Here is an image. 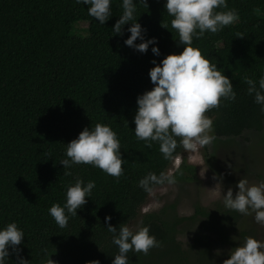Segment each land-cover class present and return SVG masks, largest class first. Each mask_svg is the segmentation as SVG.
<instances>
[{"label":"trees","instance_id":"obj_1","mask_svg":"<svg viewBox=\"0 0 264 264\" xmlns=\"http://www.w3.org/2000/svg\"><path fill=\"white\" fill-rule=\"evenodd\" d=\"M134 3L143 37L156 38L158 56L150 51L152 45L141 53L123 43L131 22L122 26V34L112 33L122 13L121 0H111L112 15L103 24L76 0H0V227L15 221L24 232L19 253L10 250L7 264H17V255L29 264H44L42 250L54 264H85L93 259L111 264L118 249L111 242L105 215L117 230L120 223L131 226L139 217L138 226L147 225L159 241L147 254L129 251V264H176L185 259L177 240L178 225L197 214L208 215L196 206L188 217L179 216L172 205L140 213L149 192L138 185L139 179L149 172H166L183 148L177 137L175 152L165 159L158 142L149 147L137 139L132 131L135 99L152 87L151 61L158 64L183 45L177 44L164 0ZM226 5L238 18L215 33L194 37L192 46L230 78L236 98L205 114L212 119L215 137L232 138L259 130L264 123V113L242 79L257 80L264 72V0H226ZM80 22L86 23L85 36ZM89 40L93 41L84 47ZM98 122L117 134L122 174L114 177L80 163L71 166V175H64L59 161L66 158L65 144ZM184 170L191 171L181 165L173 175L182 178ZM77 177L94 181V187L76 216L60 228L48 208L54 202L63 205L66 188ZM230 212L222 220L236 215L235 210ZM203 238L192 245L198 264H221L222 256L212 252L219 241H209V234Z\"/></svg>","mask_w":264,"mask_h":264},{"label":"clouds","instance_id":"obj_2","mask_svg":"<svg viewBox=\"0 0 264 264\" xmlns=\"http://www.w3.org/2000/svg\"><path fill=\"white\" fill-rule=\"evenodd\" d=\"M76 3L87 5L88 15L100 24L112 15L111 0H76ZM163 7L172 17L170 26L178 35L177 44L183 47L178 53L163 56L158 64L154 59L151 61L153 66L148 70V77L152 87L136 96L132 131L137 139L144 140L149 147L150 142H158L159 151L168 159L175 152L177 137L186 151L210 143L215 136L212 119L205 113L222 105L225 100L236 98L230 78L216 64L210 63L198 48L193 47L192 40L204 35L205 31L215 33L232 24L238 18V13L227 8L226 0H164ZM121 8L122 13L112 25V33L122 34V26L131 22L126 29L129 35L123 43L141 53L152 45L150 51L158 56L159 49L154 43L156 38L143 37L144 30L137 22L134 0H121ZM239 36L242 35L236 37ZM137 38L140 42L134 43ZM242 79L247 84L246 92L259 105L260 112L264 113V72L257 80L249 76ZM65 157L59 161L64 175H71V166L80 163L98 167L114 177H119L123 172L120 142L107 124L98 122L91 128H82L75 138L65 144ZM173 183L175 176L171 172H149L138 181L146 192H151L153 185ZM93 187L94 181L83 182L77 177L74 183L67 186L63 205L55 202L50 205L48 213L60 228L66 226L70 216H76V209L86 203V197H90ZM222 196L226 208L245 215L251 211L253 220L264 224V182L249 184L246 178L241 177L236 182L235 194L229 186ZM109 219L105 215L107 231L113 233L111 242L118 249L112 256L111 264H129V251L147 254L149 249L159 246V241L149 233L147 225L133 227L120 223L117 230V227L107 223ZM23 237L24 232L15 221L6 222L0 227V264H7L10 250L19 253L17 246ZM42 251L46 257L44 264H54L47 250ZM17 264H29V260L17 255ZM85 264H99V261L93 259ZM221 264H264V241L252 236L245 237L242 244L229 251Z\"/></svg>","mask_w":264,"mask_h":264},{"label":"rangeland","instance_id":"obj_3","mask_svg":"<svg viewBox=\"0 0 264 264\" xmlns=\"http://www.w3.org/2000/svg\"><path fill=\"white\" fill-rule=\"evenodd\" d=\"M78 26L85 33L84 36L87 35L86 23L80 22ZM92 41H87L84 47ZM181 165L189 167L191 171L184 170L182 178L175 177V183L171 185L153 187L141 206V214L157 211L165 205H172L179 216L188 217L194 213L196 206L214 214L218 208H226L223 204V191L231 186L235 194L236 182L241 177L246 178L249 184L264 182V123L259 130H246L240 136L232 138L215 137L210 143L198 146L196 150L183 149L181 154L172 159L166 172L173 175ZM180 175L179 172L178 176ZM202 217L197 214L194 219L187 218L178 225L177 240L180 241L185 259L176 264H185L184 261L198 264L196 249L192 247L194 238L199 237L202 232L209 233V226H202ZM138 224L139 217L131 226ZM251 225L256 227L258 238L264 241V224L256 223L251 211L247 215L240 213L238 221L229 225V231L237 234V230ZM237 245L239 244L234 247Z\"/></svg>","mask_w":264,"mask_h":264},{"label":"flooded vegetation","instance_id":"obj_4","mask_svg":"<svg viewBox=\"0 0 264 264\" xmlns=\"http://www.w3.org/2000/svg\"><path fill=\"white\" fill-rule=\"evenodd\" d=\"M230 209L224 208L219 209L216 213H209L208 215H204L202 218H204V225H208V231L210 233L209 241H219V243L216 246H213L212 252L217 254V250H219V254L222 256V259H226L228 257V253L230 251L231 247H234L235 244H242L244 241V238L247 236H252L258 240V233L256 230V227L251 225L247 228L239 229L237 230V234H232L229 231V225L235 223L238 221V218L240 216V213L235 211L236 215L234 217H230L222 220V217L227 214L230 215ZM206 228V227H205ZM233 229L235 227H232ZM245 232V234L241 235V232ZM207 231L205 233H201L199 237L196 239L194 238V241H203V237H205L206 234H209ZM211 235H213L211 237ZM226 240V241H225ZM221 241V242H220Z\"/></svg>","mask_w":264,"mask_h":264}]
</instances>
